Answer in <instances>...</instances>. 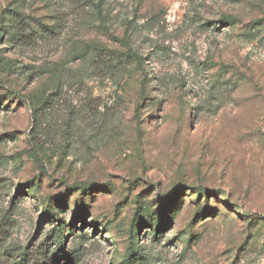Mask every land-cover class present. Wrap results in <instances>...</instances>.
Instances as JSON below:
<instances>
[{
  "label": "rangeland",
  "instance_id": "374dc122",
  "mask_svg": "<svg viewBox=\"0 0 264 264\" xmlns=\"http://www.w3.org/2000/svg\"><path fill=\"white\" fill-rule=\"evenodd\" d=\"M96 2L0 0V264H264V0Z\"/></svg>",
  "mask_w": 264,
  "mask_h": 264
},
{
  "label": "trees",
  "instance_id": "16d2710c",
  "mask_svg": "<svg viewBox=\"0 0 264 264\" xmlns=\"http://www.w3.org/2000/svg\"><path fill=\"white\" fill-rule=\"evenodd\" d=\"M102 1H103V0H97L96 4H97L98 6H100V4H101ZM39 222H41V221H39Z\"/></svg>",
  "mask_w": 264,
  "mask_h": 264
}]
</instances>
